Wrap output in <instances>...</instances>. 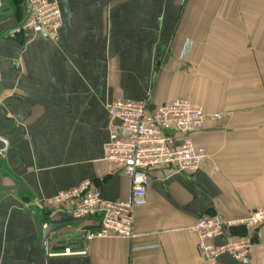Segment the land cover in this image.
I'll use <instances>...</instances> for the list:
<instances>
[{"label": "crops", "instance_id": "0c3cea01", "mask_svg": "<svg viewBox=\"0 0 264 264\" xmlns=\"http://www.w3.org/2000/svg\"><path fill=\"white\" fill-rule=\"evenodd\" d=\"M47 1L61 13L57 42L6 37L26 0L0 11V264H264V225L244 262L203 260L188 232L200 216L236 221L264 208V0ZM148 98L150 109L186 98L202 110L191 140L204 163L148 172L134 240L84 243L83 228L98 225L88 218L43 246L42 224L74 221L43 201L86 181L105 201L127 200L128 177L104 160L118 125L107 107ZM66 247L86 253L53 256Z\"/></svg>", "mask_w": 264, "mask_h": 264}, {"label": "built area", "instance_id": "2783aa9c", "mask_svg": "<svg viewBox=\"0 0 264 264\" xmlns=\"http://www.w3.org/2000/svg\"><path fill=\"white\" fill-rule=\"evenodd\" d=\"M26 3V18L18 27L7 31L6 37L31 31L44 34L52 42L59 41L62 21L58 5L47 0H26ZM4 6L5 0H0V11ZM149 104L148 98L143 102L114 101L107 107L110 120L118 125L109 134L104 160L128 177L130 192L127 200L105 201L100 191L86 181L41 203L56 210L68 208L74 220H97L98 228L82 232L84 243L107 238L134 240L137 236L134 214L136 209L146 205L148 172L165 169L176 174L194 173L206 159V150L191 140L205 121L199 107L186 98L165 102L152 109ZM263 225L264 208L249 211L246 217L236 221L200 216L188 232L196 238L197 250L203 260L213 261L224 254L236 262H244L253 247L255 231ZM237 228L244 229L245 235H233L232 230ZM217 239L223 241L221 245L214 244ZM42 244L47 247L45 242ZM85 253V250L66 247L53 256Z\"/></svg>", "mask_w": 264, "mask_h": 264}, {"label": "water", "instance_id": "95a60500", "mask_svg": "<svg viewBox=\"0 0 264 264\" xmlns=\"http://www.w3.org/2000/svg\"><path fill=\"white\" fill-rule=\"evenodd\" d=\"M84 223H85V220H74V221L67 222V223H49V222H46V223L41 225V226L45 225V228L42 229V240L48 246V239L50 237V234H52V233H54V232H56V231H58V230H60L62 228H65V227L80 226V225H82ZM98 226L99 225H97L96 227H84L83 228V232L87 231V230H90L91 228H98ZM51 239L58 240V235H54ZM57 244H63V241H60V242L58 241Z\"/></svg>", "mask_w": 264, "mask_h": 264}, {"label": "trees", "instance_id": "16d2710c", "mask_svg": "<svg viewBox=\"0 0 264 264\" xmlns=\"http://www.w3.org/2000/svg\"><path fill=\"white\" fill-rule=\"evenodd\" d=\"M232 233H235V232H232ZM233 235H239V236H244L245 234H243V233H235V234H233Z\"/></svg>", "mask_w": 264, "mask_h": 264}]
</instances>
